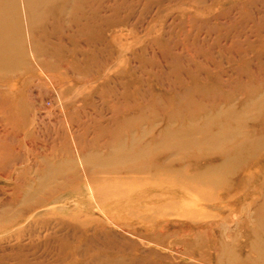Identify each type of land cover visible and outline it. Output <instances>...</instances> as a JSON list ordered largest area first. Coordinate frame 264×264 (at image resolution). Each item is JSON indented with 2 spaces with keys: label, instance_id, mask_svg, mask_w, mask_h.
<instances>
[{
  "label": "rangeland",
  "instance_id": "obj_1",
  "mask_svg": "<svg viewBox=\"0 0 264 264\" xmlns=\"http://www.w3.org/2000/svg\"><path fill=\"white\" fill-rule=\"evenodd\" d=\"M9 2L0 264H264V0Z\"/></svg>",
  "mask_w": 264,
  "mask_h": 264
},
{
  "label": "bare ground",
  "instance_id": "obj_2",
  "mask_svg": "<svg viewBox=\"0 0 264 264\" xmlns=\"http://www.w3.org/2000/svg\"><path fill=\"white\" fill-rule=\"evenodd\" d=\"M12 5H13V2L5 3V7L3 9L1 8V10H0V19L3 18V16L6 14L7 8H9V6H12ZM1 23H0V45H1V42L3 41V39L6 37L5 36L6 29L2 28ZM2 31L4 32V34Z\"/></svg>",
  "mask_w": 264,
  "mask_h": 264
}]
</instances>
